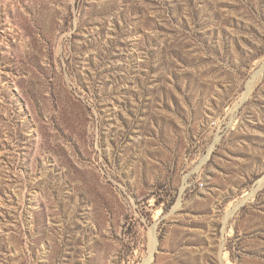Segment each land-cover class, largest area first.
Returning <instances> with one entry per match:
<instances>
[{
    "label": "rangeland",
    "instance_id": "obj_1",
    "mask_svg": "<svg viewBox=\"0 0 264 264\" xmlns=\"http://www.w3.org/2000/svg\"><path fill=\"white\" fill-rule=\"evenodd\" d=\"M263 65L264 0H0V264H264Z\"/></svg>",
    "mask_w": 264,
    "mask_h": 264
},
{
    "label": "bare ground",
    "instance_id": "obj_2",
    "mask_svg": "<svg viewBox=\"0 0 264 264\" xmlns=\"http://www.w3.org/2000/svg\"><path fill=\"white\" fill-rule=\"evenodd\" d=\"M264 68V65L263 66H260L256 71L255 73L252 75V78L249 79V81L247 82V85H246V90L242 93V98L240 101H242L243 99H245L247 97V95L249 94L250 90H251V86H252V83H253V78L255 77L254 75H257L259 74ZM237 206V205H236ZM155 238V237H154ZM155 240V239H154ZM151 259V255L144 261V264H147Z\"/></svg>",
    "mask_w": 264,
    "mask_h": 264
}]
</instances>
